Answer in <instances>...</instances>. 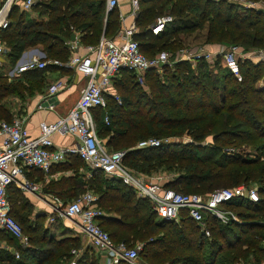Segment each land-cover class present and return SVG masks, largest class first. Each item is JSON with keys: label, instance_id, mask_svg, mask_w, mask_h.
Listing matches in <instances>:
<instances>
[{"label": "trees", "instance_id": "trees-1", "mask_svg": "<svg viewBox=\"0 0 264 264\" xmlns=\"http://www.w3.org/2000/svg\"><path fill=\"white\" fill-rule=\"evenodd\" d=\"M104 1L39 0L37 6L46 7L49 11L45 20L29 18L24 11H18V7L13 5L8 14V23L0 27V40L8 47L10 64L14 63L23 49L36 44L43 45L45 54L64 56L68 47L66 40L72 36L70 22L80 30L84 42L95 39L96 43L100 37L98 30H104L106 34L111 31L113 13L117 17L118 26L121 24L115 7L104 14ZM235 6L225 0H140L137 14L142 13V19L153 11L161 13L167 9L173 15V20L157 34L147 27L137 30L134 35L154 40L147 41L146 45L138 40L141 50L149 52L147 54H155L156 51H151L156 43H167L169 35H175L174 32L188 34L195 29H205L204 43L208 46L219 44L222 40H240L244 46H264V7L243 6L241 10H237ZM40 12L45 14V10L40 9ZM78 17L86 20L78 22ZM139 22L140 20L136 21V26ZM66 57L67 55L64 56ZM173 65L174 70L165 67V73L162 74L165 80L150 78V92L153 95L151 100L144 97L146 91L141 89V84H138L131 70L121 68L118 71V76L113 77L114 82L119 78L125 80V84H129V89L126 90L128 94L121 95V104H117L110 93L106 94V98L111 96L112 106H124L130 115L119 120V128H112L113 134H108L106 144L109 147L126 145L123 160L128 155H134L135 161L131 164L141 170L156 169L160 165H165L168 169L173 167L175 175L162 184L182 192L207 194L217 187H229L238 183L254 185L249 182L256 181L259 197L257 201L234 198L224 203L227 208L244 203L248 211H237L243 217V222L230 221L217 227L216 223L220 221L208 216L210 236L207 237L185 209L180 211L183 213L178 222L157 218L146 197L137 196L121 178L104 176L98 167L91 169L90 176L83 171H74L70 175L50 179L44 184L43 190L55 193L67 201V198L80 190L82 191L77 196L84 192V188L93 189V202L101 211L97 217L99 225L109 233L114 242L123 241L132 246L143 241V247L138 252L143 263L240 264L243 259L249 261V248L256 249L258 246L255 238L243 235L254 227L248 221L253 217L250 211L260 204L264 206V61L252 62L246 59L244 65L239 61L241 79H237L226 68L219 74L209 68L204 59L198 60L195 67L187 60L175 61ZM33 70L35 69L23 72V82L6 83L7 85L0 82V93L24 94L25 90L39 87L41 79L37 76L40 77V72ZM151 71L145 72L146 79ZM261 78L263 84L258 85ZM29 82L35 84L29 86ZM133 95L135 99L132 98ZM102 109L100 106L92 108L95 120L99 121L96 123V130L100 133L109 129L104 117H101ZM180 127L186 129L190 141L163 142L158 146L138 148L131 145L130 140H122L128 131H141L145 134L147 131L153 133ZM209 137L210 140L204 142ZM231 141L254 145L255 154L252 156L249 155L250 151L227 146ZM76 159L84 162L77 155H71L52 166L72 168V162ZM35 172L42 178V170L36 167H32L27 176L33 177L31 174ZM184 188L191 190L183 191ZM7 197L10 214L29 235V241L47 244L21 250L26 258L36 253L38 259L35 263L17 260L16 264H63L66 257L72 256L70 249L74 245L79 248V237L55 238L47 235L44 228L41 230L44 218L35 217L34 220L31 219L33 224H23L29 218L31 204L23 198V190L14 183L7 186ZM252 257V264L260 263L259 255L254 254ZM75 264H97V256L92 251L85 250L75 258ZM117 264L133 263L119 259Z\"/></svg>", "mask_w": 264, "mask_h": 264}, {"label": "built area", "instance_id": "built-area-1", "mask_svg": "<svg viewBox=\"0 0 264 264\" xmlns=\"http://www.w3.org/2000/svg\"><path fill=\"white\" fill-rule=\"evenodd\" d=\"M119 1L105 0L106 9L116 7ZM235 1L255 8L264 7V0ZM16 2L24 10H28L36 0H1L0 27L8 23L10 8ZM129 4L133 20L122 27L121 38L101 35L98 42L84 45H80L76 37L67 41L72 53L65 62L66 66L82 73L87 79L79 97L64 115L51 121H40L36 135L29 134L25 126L26 115L24 114H17L10 120H0V230L8 231L23 245L28 244L29 235L10 214L7 186L14 183L22 190L38 194L40 184L30 179L25 171L30 167L40 168L47 177L53 164L64 161L71 155H77L90 166L100 168L105 175L119 176L124 183L150 201L157 218L176 220L180 211L185 209L188 216L207 237L210 236L208 216H213L223 223L238 220L233 211L225 207L226 201L234 198L251 201L259 199L256 186L245 183L217 187L207 194H201L165 187L161 180L143 181L123 166L125 150H112L105 147L104 141L97 135L92 108L95 106L104 108L107 93L114 98L117 97L116 93L109 91L113 77L121 68H127L134 73L136 81L142 85L146 71L158 70L174 61L170 59L166 50H160L152 56L146 55L141 50L139 41L133 37L137 31L134 18L139 10L140 0H129ZM172 20L173 15L170 13L159 14L151 22L149 29L157 34L163 31ZM6 51L7 48L0 44V53ZM39 51L36 47H30L20 53L16 61L5 69V74L12 78L26 70L43 68L49 62L61 63L57 59H44L43 54L42 56L38 54ZM247 51H249V57L258 56L259 59H264L262 49ZM240 52V47L236 43L220 44L215 50L204 47L195 51L182 49L176 61L186 59L195 64L198 60L204 59L210 64L218 60L237 79H241L238 59ZM66 85L64 80L55 79L48 85L45 96L51 97L64 89ZM47 107L52 109L54 105L48 102ZM104 120L108 121L107 114L104 115ZM56 133L64 137L70 136L72 141L68 144L55 145L53 134ZM158 144L159 140L156 138L138 143L139 146L145 147ZM94 199L95 196L87 190L69 201H63L59 196L52 194L45 200L52 211L49 219L67 218L72 224L77 225L81 233L86 235L88 242L100 254H104L107 264L116 263L119 259L132 263L138 256L141 243L128 246L123 241L114 242L109 233L98 223L97 217L101 211L93 202ZM53 212L55 216L52 215ZM72 252L78 254L79 250L73 248ZM13 254L15 257L19 256L18 251H14Z\"/></svg>", "mask_w": 264, "mask_h": 264}, {"label": "rangeland", "instance_id": "rangeland-1", "mask_svg": "<svg viewBox=\"0 0 264 264\" xmlns=\"http://www.w3.org/2000/svg\"><path fill=\"white\" fill-rule=\"evenodd\" d=\"M47 1L49 2V0H47ZM225 1L226 2H230V3H234L237 6V7L235 6L237 8V10H241V8L243 6H246L245 4H243V3L239 2V1H235V0H225ZM260 1H263V0H260ZM38 3H39V0H36V2L31 6L33 8L36 7V9H35L36 12H35L34 16H32V18H38V19L42 18L43 20H45L48 17V15H47L48 13L47 12H49V11H48V9L46 7L37 6ZM40 9L42 11L45 10V14H42L40 12ZM140 10H141V7H140ZM23 11L28 15V17H29V14H30V17H31V13L27 12L29 10H23ZM106 11H108V9H106L105 1H104V11H103L104 14L106 13ZM162 13L169 14V11L167 9L162 10L161 13H154V11H153L152 13L148 14L144 19L141 18L143 16V14L142 13H140V14L138 13L139 15L137 14L136 17H135V19L138 18V20H140V22L137 24V30L140 31L142 29L147 28L148 25H150V23L154 20L155 15L157 16L158 14H162ZM263 19H264V15H263ZM83 20H86V19L83 18V17H78V19H77L78 22L83 21ZM111 20H112L113 24H112V27L110 29L111 31H109L110 33L109 32L108 33L109 34H114L113 38L114 37L121 38L122 37V31H121V29L118 26L117 17L115 16L114 13L111 15ZM138 20H136V21L138 22ZM103 22H104V20H103ZM69 28H70V30L72 32L71 35H74L72 37L78 38L80 43L83 42V45L86 42H87L86 44H94L95 43L94 42L95 39L90 40V41L87 40L86 42H84L81 39L80 30L78 28H76L73 25V23L71 24V22H70ZM98 33H99L100 37H101V35L107 37V35H105L106 33L104 32V30H101V31L98 30ZM204 33H205V29H201V30L195 29V30L191 31L188 34L187 33H182L180 31L177 32V33L174 32L175 35H171V36L169 35L167 43H165L163 45L161 44L162 41H159V42L156 43V46L153 48V51H151V52L155 53V51L158 52L160 50H166L168 52V54H169L170 59L174 60V61H171V64H168V65H165L163 67H160L158 70L157 69H150L152 71L150 72V74L147 75V79L145 77L146 80L144 82H142V85H140L142 87L141 89L146 91V93H145L146 96H144L145 98H149V100L153 99V95L150 92V84H151L152 80H154L156 77L159 78V79H164L165 80V77L162 76V74L165 73V67L167 66L171 70H174L173 63L179 57V53H181L182 49H186L188 51H195V50H197L200 47H204V48H208V49H211V50H215L218 47L217 45L236 43V44L239 45L240 51H241L240 54H239L238 59H239V61H241V63L243 65H244V62H245L246 59H249L252 62L264 61V59L263 60L259 59L258 56H256V57L250 56L251 57L250 58L249 55H248L249 51H247V50H259V49L264 50L263 44L255 46V47H253V46L251 47V46H244L240 42V40H222L221 43H219V44H213V45H209L208 46V44L206 45L204 43ZM133 37L136 38L139 41L145 42L144 43L145 45H146L147 41L154 42V40H148L149 37L146 38L143 35H139V36L133 35ZM70 38L71 37H69V39ZM164 39H166V38H164ZM177 39H179V40L177 41ZM34 46L38 47V49L40 50L38 52V54L40 56H42V54H43V58L44 59H57L58 61H60V60L61 61H66L69 58L70 54L72 53L70 48L67 47V53L64 55V56L67 55L66 58H64L63 55H55V54H51V53L45 54V52L42 50V47H43L42 44H36V45L29 46V47L23 49L22 52L27 50V49H30V47H34ZM215 46H217V47L215 48ZM56 48H58V47H56ZM147 53H149V52H147ZM147 53H145V54L148 55V56L154 55V54H147ZM254 60H257V61H254ZM208 66L212 70L214 69L215 71H217L219 74H221V72H224V68H225L224 65H222V63H220V62L216 63V61L211 62ZM49 67L50 66H47L46 68H49ZM39 72H45V71L42 70V71H39ZM150 76H153V77H150ZM37 78H38V76H37ZM167 80H169V79H167ZM262 82L263 81L257 82V84L258 85H262ZM41 83H42V80L39 81V89H40ZM114 83L115 82H112V85H111L112 88L109 91L116 93L117 97H115V98L113 97V99L117 102V104H121V95L124 94V93L128 94V91H126V90L129 89V84H125L126 82L122 78H119V80H117V82L115 84ZM138 84H141V83H138ZM43 91L44 90H25V97H29V96L33 95L34 93H36V92H43ZM8 97L10 98L9 95H8ZM110 97L111 96H109V97L107 96L106 105L102 109V113H101V117H104L105 114H108V121H105V120L104 121H105V124L108 125L107 127H109V129L104 131V132H101V133H104L103 135L96 130L97 131V135L101 139L102 138L104 139V137L106 138V136H108V134H110V133L113 134L112 128H119L121 126L120 123H119V120L121 118H124L127 115H130L129 114L130 113L129 110L126 107H124V106L120 105L118 107H113L112 106L113 104H112V101H111ZM139 97H141V96H139ZM132 98L135 99L134 95L132 96ZM112 111H116V113H112ZM17 113H19V112H17ZM10 118L11 117H9V118L7 117V118H4V120L10 119ZM98 122L99 121H96V123H98ZM159 127L161 129H163L162 126H159ZM167 131H169V132H167ZM167 131L153 132V133H151L150 131H147L145 134H142L141 131H131V132L128 131V132H126L127 134L122 138V140H127L128 139V140H130L129 143L131 145H133L134 147H138V148H146L145 146H139L138 143L140 141L148 140V139H151V138L158 139L159 140V144L158 145H161V143H163V142L164 143L165 142H170L171 143V142H175V141L176 142H178V141L179 142H182V141L186 142V141H190L191 140V138L189 137V135L186 132L185 128H181V127L180 128H173V129H169ZM209 140H210V138L207 141H209ZM207 141H204V142H207ZM228 144L229 145H227V146L232 145L233 147H235V149H239V150L244 149L246 151H250L249 155L253 156L255 154L254 153L255 152V148H254L255 146L254 145L240 144L238 141H231ZM158 145H153V146H158ZM125 146L124 145L123 146L117 145V146L109 147L108 145L105 144V147H107L108 149H112V150H125L126 151L127 147H125ZM169 148H171V147H169ZM134 159H135L134 155L126 156L124 158V160H123V166L126 169L130 170L134 175H136L139 178H141L143 181H148L149 179H153V180H161L163 182L164 180L172 178L175 175L174 168L172 167L171 169H168V168H165V165H160L156 169H149V170L143 169V170H141V169H139V168H137V167H135V166H133L131 164V162L135 161ZM262 159H263V157L261 158V160ZM72 163H73L72 164L73 165L72 168H69L71 173H73L74 171H79V172L83 171V172H85L87 174V176H90L91 169L93 167L90 166L88 163L80 162L77 159H76L75 162H72ZM104 176H114L116 178L119 177L117 175H105V174H104ZM38 178H40L39 175H38ZM255 182L252 181V182H249V183H254V185L257 186V183H255ZM85 189L87 191H90L91 193L95 194L93 189L84 188L83 190H85ZM187 190L190 191L191 189L190 188H184L183 189V191H187ZM81 191L82 190H80L79 192H77L76 194H74L73 196H71L70 198H67V199L72 200V199L76 198L77 194L80 193ZM178 191H180V190H178ZM134 192H135V194L137 196H143V195L137 193L135 190H134ZM51 194L55 195V193H51ZM23 198L26 199L29 202V204H31L29 218L26 221V223L24 222L23 224H25L26 226H28L29 224H33V223H31V219L34 220L35 217L44 218V219L47 220V216L50 213L49 211H51L50 206H48L46 203L41 202L38 199V197L35 196V194H33L31 192H28L26 190L23 191ZM62 200L66 201V199H64V198H62ZM69 200H67V201H69ZM230 209H231V211H233V213L235 214V217L239 221H241V222L244 221L243 217H240V215L237 213L238 210H244V211L246 210V211H248V209H247V207H246V205L244 203L235 204ZM250 212L253 213V217L248 219V221H250L251 224L254 227L249 229L248 232L245 233L243 236L244 237L245 236H249V237L255 238V244L258 246V248H256V249L249 248L250 254L247 257L249 259V261H246V260L243 259V260H241L242 263H240V264H252L254 262L253 257H252L254 254H257V255L260 256V263L259 264H264V206H262L260 204L259 206L255 207L253 211H250ZM182 213L183 212H181L180 215ZM52 215L55 216L54 212L52 213ZM172 221H174V220H172ZM177 221H178V218H177ZM230 221H235V220H230ZM220 222L216 223L217 227L223 225V222H221V223ZM45 226H47V227L45 228ZM50 227H51L50 224H47V223H45V224L42 223L41 224V230H43V228H44L45 233H47V234L50 232V230H49ZM138 242L142 243L141 244V248H140V249H142L143 241H138ZM33 243H34L35 246H37L36 248H38V247H40L42 245L47 246V244H41V242H33ZM89 245H91L93 247V245L88 242L87 244L84 245L85 248H83V249H88V247H90ZM15 246L17 248V245H15ZM76 246L77 245H74L70 249V252H71L70 254H72V256L70 255L69 258L66 257L64 259V261H63L64 263L63 262H61V263H63V264H75V258L78 257L79 253L76 254V253L72 252V249L76 248ZM17 250L19 251V254H20V257H21L22 256L21 250L20 249H17ZM100 255L102 257L100 259H102L103 264H105L107 262V258H105L103 253L98 254L99 257H100ZM140 258L141 257L138 254L137 258H135V260L132 263L133 264H144ZM37 259H38V255L36 253H33L31 255V257L28 259V261L30 260V262H34L35 263L37 261ZM54 261H55V258H54ZM98 262H100V261L98 260ZM98 262H97V264H98ZM0 264H16V263L12 259V260H9V262H5V261H1L0 260ZM37 264H39V262ZM109 264H117V262L116 263L113 262V263H109Z\"/></svg>", "mask_w": 264, "mask_h": 264}, {"label": "crops", "instance_id": "crops-1", "mask_svg": "<svg viewBox=\"0 0 264 264\" xmlns=\"http://www.w3.org/2000/svg\"><path fill=\"white\" fill-rule=\"evenodd\" d=\"M0 3H1V0H0ZM13 5H16L18 7V11L24 10L23 8L20 7L19 3H17V2L12 4V6L10 8L11 10L13 8ZM32 8L33 7H31L30 9H28L29 11H27V12L31 13V17L29 14L30 18H32V16H34V14L36 12L35 11L36 7L33 9ZM115 8H116L115 10L117 12V16L121 20V24H120L119 28L122 29V27L124 25L128 24L129 22H131L133 20V17L130 14L129 0H120L119 4ZM11 10L9 12H11ZM135 21H136V19H135ZM148 28H149V25H148ZM109 33L106 34L107 37H113L114 36V34H109ZM72 36H74V35H72ZM72 36H71V38H74ZM68 40H69V38L66 40V44H67ZM0 44L4 45L8 49V47L6 46V44L3 40H0ZM80 45H83V42H81ZM217 46H215V48ZM68 48H69V46H68ZM77 51H78V49H77ZM7 52L8 51H6L4 53H0V77H1L0 82L1 83L4 82L5 84L6 83L7 84L15 83L17 81L23 82L24 80H23L22 75H23L24 71L20 75L12 77V78L8 77L5 74V69H7V68H9V66H11V64L8 60V57H7ZM66 61H61V63L49 62L43 68H39L38 70L36 68L35 70H33V71H42V70L45 71V72H40V77H38V79L42 80V83L40 85V89H39V87H36V89H33V90H44L43 92H36L29 97H25V93L23 94L21 92L19 94L18 93H3V94L0 93V120H3L4 118H7V117L12 118L13 116H15L17 114H24V115H26L25 126H26L29 134L30 135H36L38 133V125H39L40 121H51V120L57 118L58 116L64 115L69 110V108L75 103L77 98L79 97L80 91L83 88V86L85 85L86 79H87L86 76L83 75L82 73L76 71L75 69L71 68L70 66H66V64H65ZM254 61H257V60H254ZM188 62H190V61H188ZM190 64L193 67H195V64H192L191 62H190ZM47 66H50V67L46 68ZM115 76H118V74H116ZM58 78L62 79L66 82V84H67L66 87L64 89L58 91L56 94L52 95L51 97L47 96V95L45 96L48 85L52 81H54V79H58ZM260 81H263V78L258 80V82H260ZM112 82H114V79H112ZM34 84H35L34 82H29V84H27V85L30 86V85H34ZM262 84H263V82H262ZM20 90H25V89H20ZM8 95L10 96V98L8 97ZM48 102L53 103L54 107L52 109L47 107ZM17 112H19V113H17ZM107 137L108 136H106V138L104 137V139L102 138V140L104 141L105 144L107 141ZM209 138H207L205 141H207ZM71 141H72V138L70 136L64 137V136L57 134V133L53 134V142L55 145L68 144ZM58 163H60V162H58ZM58 163H55V164H58ZM55 164H53V165H55ZM31 168L32 167H30V169L28 168L29 169V170L27 169L28 171L27 170L25 171L26 175L31 172ZM70 174H72V173L70 172L69 168L61 169V168H55V166L51 167L50 173L48 174L47 177H45V175L43 174L42 178H38V174L36 172H35V174L32 173L31 175L33 177H30V179L37 181L38 183L40 182L39 184L41 187L40 193L35 194V196H37L41 202L46 203L45 200H47L52 194L49 192H44V190H43L44 184L47 183L50 179H56L62 175H70ZM49 212H51V211H49ZM49 216H50V213L47 216V220L44 219L42 222L43 224L47 223V224H50V226H51L49 228L50 232L47 235H49L50 237H55V238H61L64 236L79 237L80 246L78 248V250H79L78 256H80L85 250H89V252H91V251L93 252L94 256H97V262H98V260L100 261V262H98V264L99 263L103 264L102 259H100L102 257H101V255H100V257H98V254H100V253L97 250H95V248H93L91 245H89L90 247H88V249H83V248H85L84 245L88 243V239H87L86 235L81 233V231L77 225L72 224L70 222V220H68L67 218L54 217L52 220H50ZM179 217H180V214L178 216V221L180 219ZM174 221L178 222L177 219ZM235 221L241 222L239 220H235ZM46 227L47 226H45V228ZM15 245H17V248ZM29 247H35L36 248L37 246H35L30 241L28 242L27 245H23V244H21L20 240L17 237L13 236L8 231L2 230V229L0 230V260L1 261L9 262V260L13 259L15 261V263L17 260H22L24 262H28L29 257L26 258L23 256L24 251L23 252L21 251L22 252L21 257H20V254L18 257H15L13 252L18 251L17 249L22 250L24 248H29ZM76 259H77V257H76ZM144 264H149V263H144ZM160 264H166V263H160Z\"/></svg>", "mask_w": 264, "mask_h": 264}, {"label": "water", "instance_id": "water-1", "mask_svg": "<svg viewBox=\"0 0 264 264\" xmlns=\"http://www.w3.org/2000/svg\"><path fill=\"white\" fill-rule=\"evenodd\" d=\"M110 9H108V11H109Z\"/></svg>", "mask_w": 264, "mask_h": 264}]
</instances>
